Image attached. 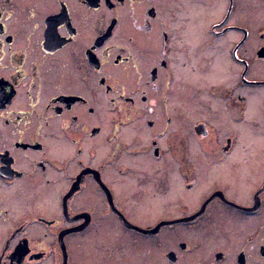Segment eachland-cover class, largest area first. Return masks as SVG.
I'll list each match as a JSON object with an SVG mask.
<instances>
[{
    "label": "flooded vegetation",
    "instance_id": "1",
    "mask_svg": "<svg viewBox=\"0 0 264 264\" xmlns=\"http://www.w3.org/2000/svg\"><path fill=\"white\" fill-rule=\"evenodd\" d=\"M260 65L264 0H0V264H264Z\"/></svg>",
    "mask_w": 264,
    "mask_h": 264
},
{
    "label": "rangeland",
    "instance_id": "2",
    "mask_svg": "<svg viewBox=\"0 0 264 264\" xmlns=\"http://www.w3.org/2000/svg\"><path fill=\"white\" fill-rule=\"evenodd\" d=\"M263 66L264 65H260V66H256V68H257V70L255 71V72H257V75L259 76V77H263L262 76V74H261V72H259V69L261 70V68H263ZM260 88V93L261 94H264V92L262 91L263 90V88L262 87H259ZM252 121H254V115L252 114V112H249V113H247V116H246V122L244 123V125H246V126H248V125H250V123H252ZM260 131H264V125L259 129ZM259 130H257V131H254V130H252V133H250L249 135H246V134H243V140L241 141L242 142V145L240 146L241 148H240V150H241V152H251V150L253 149V144H252V146H251V142H250V136H260V137H264V134H259L258 132H259ZM246 136H248L249 137V139H246L245 137Z\"/></svg>",
    "mask_w": 264,
    "mask_h": 264
}]
</instances>
